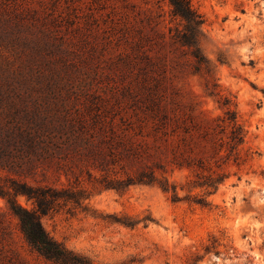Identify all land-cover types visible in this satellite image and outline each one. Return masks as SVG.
<instances>
[{"label":"trees","instance_id":"1","mask_svg":"<svg viewBox=\"0 0 264 264\" xmlns=\"http://www.w3.org/2000/svg\"><path fill=\"white\" fill-rule=\"evenodd\" d=\"M151 1L141 7L125 0L122 11L112 4L116 33L129 47L122 64L135 73V81L110 94L82 72L94 60L78 64L76 35L54 36L47 23L38 35L22 5L5 17L0 44L26 59L20 77L0 80V196L32 249L55 264L97 263L52 237L43 215L64 207L88 211L86 201L95 193L123 194L137 185L158 186L174 202L181 201L179 190L185 186L179 188L172 178L184 169L190 173L189 192L205 190L186 199L208 206L207 196L227 177L225 166L240 163L247 131L232 99L217 100L221 114L197 113L196 106L180 99L175 79L177 69L191 61L193 74L205 77V95L220 94L215 66L202 48L204 15L193 0H157V7L149 6ZM51 173L65 176L67 183H41L36 177ZM22 177H33L35 183ZM22 196L32 207L19 201ZM116 220L130 227L138 223Z\"/></svg>","mask_w":264,"mask_h":264},{"label":"rangeland","instance_id":"2","mask_svg":"<svg viewBox=\"0 0 264 264\" xmlns=\"http://www.w3.org/2000/svg\"><path fill=\"white\" fill-rule=\"evenodd\" d=\"M129 1L147 6L145 0ZM156 1L148 5L157 7ZM113 3L121 11L126 5L125 0L107 4L94 0H0V36L8 25L5 17L17 11L14 7L24 6L32 31L38 35L45 23L53 27L54 36L76 35L78 64L82 67L94 60L90 67H82V72L90 73L96 78L94 86L110 94L135 81V73L122 64L129 47L116 33ZM162 4L168 12V5ZM193 4L206 19L202 48L215 66L220 94L206 96L205 77L193 74V64L187 61L184 69L176 71L180 99L196 106L197 113L205 111L211 116L224 111L219 98L232 99L247 131L240 163L230 161L225 166L227 177L216 193L207 196L208 206L186 199L188 195L201 196L205 190L189 192L190 173L184 169L172 178L179 188L185 186L179 190L185 198L181 201L174 202L158 186L137 185L123 194L115 190L95 193L86 201L88 211L64 207L41 217L52 237L97 264H264V0H193ZM166 18L168 21V13ZM24 59L26 55L19 57L0 44V80L20 77L17 73ZM48 175L46 179L41 174L36 177L41 183H67L65 176ZM22 178L35 183L33 177ZM19 201L32 207L23 196ZM119 218L138 223L126 226L116 220ZM0 264H55L32 249L1 196Z\"/></svg>","mask_w":264,"mask_h":264}]
</instances>
